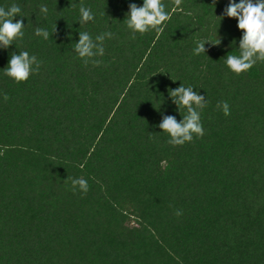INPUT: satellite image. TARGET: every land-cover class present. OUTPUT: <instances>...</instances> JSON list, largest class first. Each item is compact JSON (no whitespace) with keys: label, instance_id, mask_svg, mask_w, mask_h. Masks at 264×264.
Here are the masks:
<instances>
[{"label":"trees","instance_id":"16d2710c","mask_svg":"<svg viewBox=\"0 0 264 264\" xmlns=\"http://www.w3.org/2000/svg\"><path fill=\"white\" fill-rule=\"evenodd\" d=\"M131 3L0 0L25 25L0 48V264H264V62L227 67L243 36L229 0H164L163 33L135 39ZM81 4L93 21L79 23ZM84 31L113 33L98 67L74 51ZM21 51L43 64L16 83L4 69ZM181 84L208 101L205 135L174 147L158 125L187 114L169 96Z\"/></svg>","mask_w":264,"mask_h":264},{"label":"clouds","instance_id":"9594fccd","mask_svg":"<svg viewBox=\"0 0 264 264\" xmlns=\"http://www.w3.org/2000/svg\"><path fill=\"white\" fill-rule=\"evenodd\" d=\"M179 3V0H177ZM216 0H213L215 5ZM164 0H143L142 6L135 3L129 4V13L126 17V26L131 30V39H135L136 34L141 35L150 31L163 33L165 22L170 19L166 10ZM41 11L47 13V7L41 6ZM81 19L79 23L93 21L95 16L90 8L83 4L80 6ZM21 8L12 4L7 10L0 7V48L7 49L17 41H22L25 35L23 19L15 20L20 16ZM224 16L235 18L238 21L237 27L243 32L239 40V54L226 56V65L230 71L240 75L249 71L257 62H264V0H229V4L224 11ZM22 17V16H20ZM56 32V26L54 33ZM35 35L48 40L50 33L43 28L37 27ZM113 33L105 32L97 35L95 39L87 32L79 33V40L75 43L74 51L83 60L87 67L89 64L100 66L103 61L96 57L104 55V40L112 38ZM218 45L220 39L215 43L207 40H199L193 52L195 55L206 53L205 44ZM43 61L38 60L35 55H29L27 51L19 54L12 53L4 74L12 78L16 83L26 82L31 75L38 74ZM191 86L185 87L181 84L176 89H169V96L172 102L180 110L186 109L187 114L183 119L177 121L175 116H164L158 127L170 137L168 143L172 146H183L186 142H193L194 138L202 139L205 135L201 113L207 107L208 101L203 95L193 90ZM5 102L9 100L7 93L3 95ZM223 108L225 116L230 115V107L226 101L218 103L217 107ZM71 191L75 194L79 191L86 195L89 191L88 181L84 178H71ZM182 210H176L175 215L181 216Z\"/></svg>","mask_w":264,"mask_h":264}]
</instances>
